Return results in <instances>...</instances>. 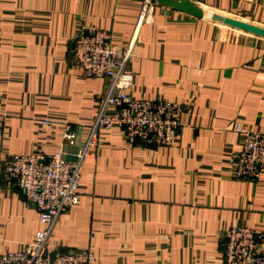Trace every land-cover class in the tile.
<instances>
[{
	"label": "crops",
	"instance_id": "1",
	"mask_svg": "<svg viewBox=\"0 0 264 264\" xmlns=\"http://www.w3.org/2000/svg\"><path fill=\"white\" fill-rule=\"evenodd\" d=\"M264 26V0H193ZM141 0H0V167L12 154L60 151L74 161L106 83L83 76L71 37L84 26L125 45ZM154 5L137 31L130 95L180 103L172 145L130 144L101 130L81 167L77 204L59 218L52 251L86 248L92 264H224L231 226L264 232V167L232 176L238 126L264 133V38ZM253 36V37H251ZM73 133L69 143L65 129ZM35 207L0 177V254L32 242Z\"/></svg>",
	"mask_w": 264,
	"mask_h": 264
},
{
	"label": "built area",
	"instance_id": "2",
	"mask_svg": "<svg viewBox=\"0 0 264 264\" xmlns=\"http://www.w3.org/2000/svg\"><path fill=\"white\" fill-rule=\"evenodd\" d=\"M154 0H141L134 32L125 45L112 42L111 34L95 26H84L71 37V52L83 76L101 78L106 87L89 134L74 161L60 151L46 154H12L0 167V177L17 188L38 212L42 229L34 240L16 251L0 254V264H92L94 255L86 248L52 251L48 244L60 216L77 204L81 167L97 145L101 130L120 128L130 144L172 145L182 130L180 103L166 99H138L130 95L133 75L130 61L137 31L151 15ZM242 147L231 159L232 176L252 180L264 167V133L238 126ZM64 139L74 135L65 129ZM224 264H264V232L231 226L224 233Z\"/></svg>",
	"mask_w": 264,
	"mask_h": 264
},
{
	"label": "water",
	"instance_id": "3",
	"mask_svg": "<svg viewBox=\"0 0 264 264\" xmlns=\"http://www.w3.org/2000/svg\"><path fill=\"white\" fill-rule=\"evenodd\" d=\"M158 5H165L177 11L186 13L196 18L205 17V11L197 5L193 0H154ZM208 19L216 21L217 23L227 24L237 29L244 30L254 35H258L264 38V27H260L251 23L240 21L228 17L226 15H220L214 12H210Z\"/></svg>",
	"mask_w": 264,
	"mask_h": 264
},
{
	"label": "rangeland",
	"instance_id": "4",
	"mask_svg": "<svg viewBox=\"0 0 264 264\" xmlns=\"http://www.w3.org/2000/svg\"><path fill=\"white\" fill-rule=\"evenodd\" d=\"M209 10H207V9H205V12H208ZM211 12H214V13H217V14H220V15H226V16H228V17H231V18H234V19H238V20H240V21H244V22H247V23H251V24H254V25H257V26H260V27H264L263 25H259V24H256V23H253V22H251V21H249V20H246V19H244V18H238V17H235V16H233V15H227V14H225V13H221V12H219V11H211ZM150 17H151V15H150ZM149 17V18H150ZM207 20H209V21H212L213 23H216L217 24V22L216 21H213V20H210V19H208L207 17H205ZM219 25H221V26H224V27H226L225 29L227 30V32H229V31H234V33H235V31H242V32H244V33H247V34H245V35H247L248 36V34L249 35H253V36H258V35H254V34H251V33H249V32H246V31H244V30H241V29H237V28H235V27H233V26H230V25H227V24H222V23H218ZM253 36H251V37H253ZM258 37H260V36H258ZM245 127V126H244ZM247 128V127H246ZM248 129V128H247ZM241 147H242V143H241Z\"/></svg>",
	"mask_w": 264,
	"mask_h": 264
},
{
	"label": "bare ground",
	"instance_id": "5",
	"mask_svg": "<svg viewBox=\"0 0 264 264\" xmlns=\"http://www.w3.org/2000/svg\"><path fill=\"white\" fill-rule=\"evenodd\" d=\"M210 12H205V17H208Z\"/></svg>",
	"mask_w": 264,
	"mask_h": 264
}]
</instances>
